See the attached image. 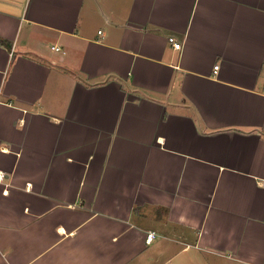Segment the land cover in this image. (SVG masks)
I'll use <instances>...</instances> for the list:
<instances>
[{
	"label": "crops",
	"instance_id": "obj_1",
	"mask_svg": "<svg viewBox=\"0 0 264 264\" xmlns=\"http://www.w3.org/2000/svg\"><path fill=\"white\" fill-rule=\"evenodd\" d=\"M0 37V264H264V0H0Z\"/></svg>",
	"mask_w": 264,
	"mask_h": 264
},
{
	"label": "built area",
	"instance_id": "obj_2",
	"mask_svg": "<svg viewBox=\"0 0 264 264\" xmlns=\"http://www.w3.org/2000/svg\"><path fill=\"white\" fill-rule=\"evenodd\" d=\"M169 42L173 45V47L175 49H181L182 48V43L177 41L173 36L169 37ZM52 49L56 50V51H62V48L60 46L57 45H52ZM65 53V51H63ZM219 68V65L215 66V72L216 69ZM5 173L3 171L0 170V181H4L5 179ZM159 236V234H157L155 231H152L149 233L148 237H147V242L150 243L152 242L155 238H157Z\"/></svg>",
	"mask_w": 264,
	"mask_h": 264
},
{
	"label": "trees",
	"instance_id": "obj_3",
	"mask_svg": "<svg viewBox=\"0 0 264 264\" xmlns=\"http://www.w3.org/2000/svg\"><path fill=\"white\" fill-rule=\"evenodd\" d=\"M0 44L10 46V42L4 38H1V37H0Z\"/></svg>",
	"mask_w": 264,
	"mask_h": 264
}]
</instances>
